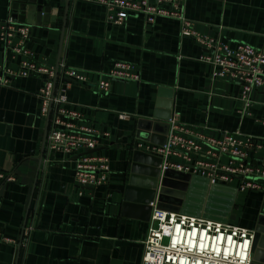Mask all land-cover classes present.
Wrapping results in <instances>:
<instances>
[{
    "label": "crops",
    "instance_id": "0c3cea01",
    "mask_svg": "<svg viewBox=\"0 0 264 264\" xmlns=\"http://www.w3.org/2000/svg\"><path fill=\"white\" fill-rule=\"evenodd\" d=\"M10 1L0 0V26L11 13ZM44 2L58 10L56 22L30 25L28 48L39 63L85 71V83H70L67 108L79 114L77 124L99 132L93 152L106 160L109 174L104 184L80 187L74 180L76 156L46 150L47 115L38 95L42 76L14 77L0 85V168L13 174L0 184V264H141L148 221L126 214L122 205L135 141L145 142L136 136L137 122L164 115L156 104L167 101L159 95L170 90L177 121L214 138L224 132L253 136L261 146L247 161L262 167L264 90L252 92L244 108L241 84L212 79L210 66L198 59L202 45L181 34L176 19L148 23L131 15L113 24L102 4L69 0L61 32L65 0ZM183 13L192 31L229 46L246 42L264 48V0H183ZM17 61L0 40V64L13 68ZM115 62L131 64L138 78L112 80L106 91H98L96 83ZM255 179L258 190H239L238 175L220 183L210 201L216 210L236 189L224 222L254 228L264 213V179ZM188 189L205 191V198L210 192L199 181L189 182Z\"/></svg>",
    "mask_w": 264,
    "mask_h": 264
},
{
    "label": "built area",
    "instance_id": "2783aa9c",
    "mask_svg": "<svg viewBox=\"0 0 264 264\" xmlns=\"http://www.w3.org/2000/svg\"><path fill=\"white\" fill-rule=\"evenodd\" d=\"M106 8V17L113 24H123L131 15H142L145 22L167 17L181 23V34L193 37L202 45L199 61L210 66L212 79H228L241 84L244 108L250 95L264 90V48L246 42L235 46L189 28L190 20L183 13V0H94ZM30 25L14 20L11 13L2 21L0 40L12 57L18 56L16 66L0 64V85L11 78L37 74L43 77L38 95L41 113L50 110L45 148L64 154H74V180L80 187L95 188L106 183L109 166L106 160L94 154L99 132L83 124L76 111L67 108V90L71 81L85 83L84 70L67 67L55 68L39 63L28 48ZM131 64L115 62L105 72V78L96 83L98 91H106L112 80H136ZM60 79L55 84L54 77ZM124 118L125 114H121ZM168 132L163 145L140 142L137 147L161 158V172L165 169L187 171L206 177L210 183H229L232 177H241L238 189L258 190L255 177L264 179V166L248 162L249 152L261 146L253 136L241 138L239 132H224L220 138L199 133L188 124L168 119ZM106 134V133H105ZM182 159L181 162L173 158ZM223 157L228 158L222 163ZM13 180L12 172L0 168V184ZM151 214L143 240L141 264H250L253 229L230 224L201 215L182 213L157 207L151 201ZM29 227H24V231ZM23 235V234H22Z\"/></svg>",
    "mask_w": 264,
    "mask_h": 264
},
{
    "label": "water",
    "instance_id": "95a60500",
    "mask_svg": "<svg viewBox=\"0 0 264 264\" xmlns=\"http://www.w3.org/2000/svg\"><path fill=\"white\" fill-rule=\"evenodd\" d=\"M68 6L69 0H65L61 32L65 29ZM10 10L14 20L32 26H53L58 15V10L45 4L44 0H11ZM55 84L54 82L53 92ZM161 93L162 95L159 96L167 97L168 100L157 101L156 111L164 108L162 109L164 115H154V118L158 120H139L136 130L138 139L157 145L164 144L169 127L168 119L172 116V92L162 90ZM49 118L50 110L47 114L43 144L47 135ZM160 163L159 156L137 149V140L135 141L129 179L123 193L122 205L126 214L137 215L148 221L152 209L150 202L156 201L157 207L168 210L201 215L220 221L226 218L233 204L236 189H232L230 197L223 202L221 209L216 210L210 201L213 200L212 195L220 184L210 183L207 178H199L197 175L192 176L190 173L170 168L161 172ZM196 181L202 182L206 190L209 188L210 192L206 198L205 191L188 189L189 182L193 184ZM203 203L205 209L201 211ZM250 264H264V213L257 218L253 228Z\"/></svg>",
    "mask_w": 264,
    "mask_h": 264
}]
</instances>
